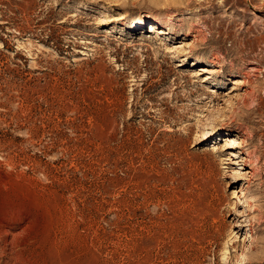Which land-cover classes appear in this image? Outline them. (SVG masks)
I'll return each instance as SVG.
<instances>
[{"label": "rangeland", "instance_id": "rangeland-1", "mask_svg": "<svg viewBox=\"0 0 264 264\" xmlns=\"http://www.w3.org/2000/svg\"><path fill=\"white\" fill-rule=\"evenodd\" d=\"M3 225L0 264H264V0H0Z\"/></svg>", "mask_w": 264, "mask_h": 264}, {"label": "bare ground", "instance_id": "bare-ground-1", "mask_svg": "<svg viewBox=\"0 0 264 264\" xmlns=\"http://www.w3.org/2000/svg\"><path fill=\"white\" fill-rule=\"evenodd\" d=\"M206 1H207V0H206ZM204 2H205V1H204ZM150 30L153 31V32H157V31H158L159 34L162 33V31H163V30L158 29V28H157L156 26H154V25L151 26ZM163 33H168V32H167V30H164ZM167 46H168V45H167ZM166 50H167L168 52L171 51L170 48H167ZM254 70H255V69H254ZM254 70H253V71H254ZM204 71H206V70H204ZM257 71H258V70H257ZM205 136H206L205 133H203L202 138L205 137ZM9 234H10V232L8 231V229L6 228V226L3 225V226L0 228V235H1V236H2V235H6V236H7V235H9ZM251 237H252V236H249V235L245 236L244 241L247 240V239H249V238H251ZM4 244H5V243H4ZM5 247H7V245H6ZM18 247H19V246H18ZM12 248H13V247H12ZM4 250H5V248H4ZM10 250L12 251V249H10ZM22 251H24V250H22ZM5 253H6V252H5ZM10 254H11V253H10ZM12 254H13V253H12ZM12 254H11V255H12ZM16 258H18V257H16ZM16 258H14V259H16ZM10 259H11V258H10ZM12 259H13V257H12ZM12 259H11V260H12ZM9 261H10V260H9ZM17 261H18V260H17ZM23 263H24V262H23ZM62 263H63V262H62Z\"/></svg>", "mask_w": 264, "mask_h": 264}]
</instances>
